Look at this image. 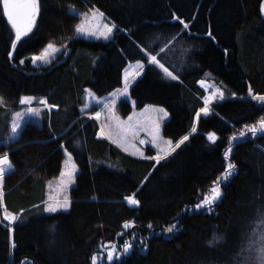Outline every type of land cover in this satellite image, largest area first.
I'll return each instance as SVG.
<instances>
[{
	"label": "trees",
	"instance_id": "16d2710c",
	"mask_svg": "<svg viewBox=\"0 0 264 264\" xmlns=\"http://www.w3.org/2000/svg\"><path fill=\"white\" fill-rule=\"evenodd\" d=\"M263 3L40 0L36 27L15 50V31L0 4V156L8 154L15 167L5 176L0 206V264H93L101 245L121 248L127 241L134 251L114 264H241L238 253L252 234L264 233V135L231 137L264 118V104L249 95V87L264 95ZM72 8L80 13L98 8L117 26L113 39H69L81 21ZM48 43L67 44L69 54L39 69L31 57ZM162 46L165 53L159 52ZM149 53L163 57L179 80L149 63ZM138 62L144 71L130 89L136 109H165L163 137L174 143L189 137L159 164L130 157L99 138L97 122L81 112L86 90L97 97L112 94L123 86L126 67ZM206 76L226 100L214 103L212 114L196 124L206 106L200 86ZM24 96L35 97L36 107H43L42 98L58 107L46 110L40 123L24 124L21 137L9 143L12 113L23 108ZM120 107L124 117L133 111L126 101ZM211 133L215 143L208 139ZM61 145L72 152L79 174L70 210L47 214L41 207L48 182L60 175L66 158ZM229 163L238 174L222 182L221 200L196 212ZM133 194L138 207L125 200ZM5 207L18 221L4 219ZM125 222L135 227L126 231ZM174 223L177 228L167 233Z\"/></svg>",
	"mask_w": 264,
	"mask_h": 264
},
{
	"label": "snow or ice",
	"instance_id": "6c2138e0",
	"mask_svg": "<svg viewBox=\"0 0 264 264\" xmlns=\"http://www.w3.org/2000/svg\"><path fill=\"white\" fill-rule=\"evenodd\" d=\"M0 4H2V9L4 15L7 17V20L11 24V27L15 31V40L12 43V48L15 50L17 42L21 41V39L27 36L29 33L33 31V28L36 27L37 18L41 12V4L40 0H0ZM262 10H264V6H262ZM71 14L81 18V22L75 26V37H91L96 39L109 40L114 30H117V26L115 24L102 23L105 19V14L101 12L98 8H93L90 12L80 13L75 10V8L71 9ZM175 19L179 20V17H175ZM180 23L183 26V29L187 30L189 28L188 23L180 20ZM208 36H212L211 31L207 33ZM159 39V37H157ZM67 52L68 46L65 44L61 47H57L53 43H48L44 48L43 52L40 55L32 56L31 63L37 64L38 62L43 64H52L57 54L61 52ZM142 51L148 52L147 48L142 49ZM160 53H165L166 48L160 47ZM163 57L159 58L157 55L148 54V61L152 65L158 66L163 70L164 74L172 80H179V76L174 74V70L170 71L169 67H166L164 63L161 62ZM21 64L24 63V60L20 61ZM144 65L142 63H137L138 71L134 73L125 72L124 73V87L123 89L118 90L116 93L112 94V99L108 100H97L95 95L91 92V90H86L87 97L85 107L81 108V111H87L90 104L88 100H95L97 104L102 105L101 111H97L92 117L95 120H100L102 115L105 117H111L114 125L115 132L109 130L106 134V138L111 140L112 143L117 144L118 146L124 148L125 151H128V147H135L133 141L138 136L139 131H147L151 136V143L158 149V154L156 156L150 157V159L155 160L157 164L161 160H165L169 155H171L176 148H179L181 144L189 139L186 135L178 143L173 146V142L171 140H164L160 137V125L158 120L163 117H167L168 113L162 109H154L157 112V117L152 121V127L148 128L144 124L140 122L133 123V117H128V123L122 122L115 115V105L116 101L120 96H127L128 88L130 87L129 80L130 77L135 75H140V70H142ZM203 83V82H202ZM216 94L219 95L220 98H223L224 93L220 89H216ZM249 95L255 101H258L264 104V95L253 94L252 89L249 87ZM36 100L33 96H24L19 100L21 105H28L24 112L15 111L12 113L11 119V136L9 137V143L16 142L22 135L23 125L22 122H26L27 117H35L39 119L41 117L42 108L32 107L33 101ZM212 100V97H209L205 100V105H208ZM3 103V98L0 97V104ZM39 104L43 105L44 108L51 110L52 108L58 107L57 105H50L47 99H40ZM200 112L205 115L209 114V107L205 106L200 110ZM200 113H197V119H199ZM196 128L193 127L192 132H195ZM247 134H250L251 137L255 138L257 134L264 135V118L259 119L256 123L252 125H245L244 130L239 133V137L232 136V141H237L238 139L245 138ZM100 135H105V128L102 125ZM209 141L215 143L217 137L215 133H211L208 136ZM140 144L146 143L144 140L139 141ZM163 145V146H161ZM61 148L65 152L67 156V160L64 161L63 171L60 173L59 180L56 183L55 192L61 195H49L48 200L44 202L43 211L48 214H55L59 212H66L71 207V200L67 196L68 189L75 183V177L77 173V166L75 163H72L73 157L72 152L68 151L66 147L61 145ZM138 151V150H137ZM232 152V147L229 146L226 156L230 155ZM137 154L136 152L133 153ZM143 156V153H139ZM15 167L11 161V158L8 154H4L0 156V206H3V197H4V183L6 174L10 175L14 173ZM236 165L233 163H229L227 165V169L225 170L223 176L214 182V186L211 188L210 193L205 195L199 203L196 204V209H200L202 207H206L211 209L213 205H215L222 198V182H227L230 178L237 175ZM49 189H52L53 185L51 182L48 184ZM125 200L130 206L138 207L140 205V200L135 197V194L129 195L125 197ZM3 217L5 220L15 223L17 220V216L13 213L8 212L7 208H4ZM123 227L128 229L130 227H135L134 222H125ZM149 228H152V225H148ZM54 228V226H53ZM177 228V224L174 223L169 226L165 231L169 234L173 233ZM252 239L249 240V243L245 249H242L238 255L241 258V264H264V233H253ZM221 237H217L216 240L219 241ZM11 247L15 248L14 240L11 243ZM109 250L107 251V261L108 264H113L114 260H119L122 256H128L133 251V245L131 242H125L119 250L117 254V246L115 244L105 245ZM146 250V249H145ZM93 264H96V257L93 258Z\"/></svg>",
	"mask_w": 264,
	"mask_h": 264
},
{
	"label": "rangeland",
	"instance_id": "374dc122",
	"mask_svg": "<svg viewBox=\"0 0 264 264\" xmlns=\"http://www.w3.org/2000/svg\"><path fill=\"white\" fill-rule=\"evenodd\" d=\"M90 12V11H89ZM81 22V21H80ZM102 23H108V24H113L106 16H105V19L102 21ZM33 30H34V28H33ZM116 31L117 30H114V32H113V35H112V37L109 39V40H103V39H96V38H91V37H80V38H85V39H88V40H93V41H101V42H108V41H110V40H112L113 39V37H114V35H115V33H116ZM33 32V31H32ZM31 32V33H32ZM31 33H29L28 35H30ZM27 35V36H28ZM27 36H25V37H23L22 39H24V38H26ZM54 45H56L57 47H61L62 48V46H63V44L62 45H58V44H54ZM67 45V44H66ZM68 46V45H67ZM43 52V51H42ZM68 54H69V49L67 50V52H63V50H62V52L60 53V54H57V56H56V58L54 59V61H53V63H55V62H58V61H60V60H64V59H66V57L68 56ZM52 63V64H53ZM52 64H43V63H40V62H38L37 64H35L34 66L35 67H37V68H39V69H42V68H44V67H48V66H50V65H52ZM130 72V73H134V72H136V71H138V69H137V63H134V64H129L127 67H126V69H125V71H124V73L125 72ZM143 71H144V67H143V69L142 70H140V75L139 76H135V75H133V76H131L130 77V80H129V84H130V87L128 88V94H127V96H120L118 99H117V101H116V105H115V115L122 121V122H124L125 124L126 123H128V117L129 116H132L133 117V123H136V122H140V123H142V124H144L146 127H148V128H151L152 127V121L153 120H155L156 119V117H157V112L156 111H154V109H159V108H161V107H155V106H146L145 108H143V109H141V110H138V109H136V104L130 99V89H131V87H132V85L135 83V81L143 74ZM203 82V83H202ZM201 83H200V86H201V88L204 90V92H205V94H206V96H207V98H209V97H212V100H211V102L208 104V105H206L207 107H209V109H210V112H209V114H207V115H205L204 113H202V112H200V117H199V119L201 118V117H207V116H210L211 114H212V105L214 104V103H218V102H223L224 100H226V98H225V94L223 95V98H220L219 97V95L218 94H216V89H217V86L210 80V78L208 77V76H206L204 79H203V81H202ZM123 87H124V75H123V86L121 87V88H119V89H117L115 92H113V93H116L118 90H120V89H123ZM218 89H220V88H218ZM222 92H223V90L222 89H220ZM112 93V94H113ZM224 93V92H223ZM112 94H110V95H108V96H106V97H97V96H95V98L97 99V100H105V99H108V100H110V99H112ZM86 97H87V92H86ZM86 97H85V103H86ZM250 99H252L251 97H250ZM253 100V99H252ZM124 101H126V102H129L132 106H133V111H132V113L130 114V115H128L127 117H124L123 115H122V112L120 111V106H121V103L122 102H124ZM255 101V100H254ZM34 102V101H33ZM258 102V101H257ZM85 103H84V105H83V107L82 108H84L85 107ZM88 103L90 104V107H88V109H87V111H84V112H82V114H84L83 115V117L84 118H88V119H93L92 117L94 116V114L97 112V111H101V109H102V105H100V104H97L96 102H95V100H91V99H89L88 100ZM259 104H262V103H260V102H258ZM23 106V108L21 109V110H19L20 112H24L25 110H26V108L28 107V105H22ZM32 107H36V106H34L33 104L31 105ZM38 108H42L43 109V111L41 112V117L39 118V119H37V118H35V117H27L26 118V122H22V125H24V124H26V123H28V122H30V121H33V122H35V123H40L41 122V120H42V115L44 114V112L46 111V110H48L47 108H44V106L43 107H38ZM163 109V108H162ZM165 110V109H164ZM166 111V110H165ZM167 112V111H166ZM199 119H197L196 120V124L198 123V121H199ZM93 120H95V119H93ZM169 120V114L167 115V117H163V118H160L159 120H158V123H159V125H160V137H162L164 140H167V139H165L164 137H163V134H162V129H163V126H164V124L167 122ZM96 122H97V124H98V127H99V134H98V136H99V138H101V139H103V140H105V141H107L109 144H111L114 148H116L117 150H119V151H121V152H123L124 154H126V155H128V156H130V157H133V158H135V159H140V160H147V161H155V160H152V159H150V157H153V156H156L157 154H158V149L155 147V146H153L152 145V143H151V136L148 134V132L147 131H143V130H141V131H139V134H138V136L135 138V140L133 141V143L135 144V147H128V151H125L124 150V148H122V147H120V146H118L117 144H114V143H112V141L111 140H109V139H107L106 138V134H107V132L109 131V130H111L112 132H115L116 131V129H115V125H114V123H113V121H112V119H111V117H105V116H103L102 115V117H101V119L100 120H95ZM102 125L104 126V128H105V135H100V131H101V127H102ZM196 132V131H195ZM194 133V132H193ZM140 140H144V141H146V143H144V144H140L139 143V141ZM176 143H174L173 142V146L175 145ZM182 145V144H181ZM180 145V146H181ZM161 146H163V145H161ZM178 148H176V150H177ZM138 150V151H137ZM175 150V151H176ZM175 151L171 154V155H169L167 158H169L170 156H172L174 153H175ZM134 152H136L137 154H133ZM139 153H143V156H141ZM166 158V159H167ZM68 158H67V156H66V158H65V160H67ZM162 161V160H161ZM160 161V162H161ZM156 162V161H155ZM72 163H75L74 162V160H72ZM77 166V165H76ZM63 168H64V163H63ZM63 168H62V171H63ZM61 171V172H62ZM78 174H79V169H78V167H77V173H76V177H75V183L68 189V191H67V196L69 197V199L71 200V197H70V194H71V191H72V189L75 187V185H76V178H77V176H78ZM60 176V175H59ZM59 176L57 177V178H55V179H53V180H51L50 182L52 183V185H53V187H52V189H49V187H47L48 188V192H47V200H48V197H49V195H61V194H59V193H56L55 192V187H56V183L58 182V180H59ZM48 184H49V182H48ZM210 193V192H209ZM208 193V194H209ZM207 195V194H206ZM71 202H72V200H71ZM72 204V203H71ZM133 207H136V206H133ZM43 208H44V205H43V207H41V210L43 211ZM71 208V207H70ZM70 208L68 209V211L70 210ZM206 207H202V208H200V209H196V212H200L202 209H205ZM68 211H66V212H68ZM45 213V212H44ZM48 214V213H47ZM56 214V213H55ZM16 221H18V219L16 220ZM15 221V222H16ZM9 222V221H8ZM9 223H12V222H9ZM132 227H130V228H128V229H125L126 231H128V230H130ZM127 242H129V241H127ZM131 242V241H130ZM110 243H105V244H103V245H101V247L99 248L100 250H99V253L95 256L97 259H96V264H108V261H107V251L109 250L108 248H106L105 247V245H109ZM111 244H114V243H111ZM133 245V244H132ZM117 246V245H116ZM133 248H134V245H133ZM119 250H120V248L117 246V254L119 253ZM132 254V253H131ZM130 254V255H131ZM130 255H128V256H130ZM124 257L125 256H122L119 260H114V262H113V264L114 263H116V262H120V261H122V259H124Z\"/></svg>",
	"mask_w": 264,
	"mask_h": 264
},
{
	"label": "water",
	"instance_id": "95a60500",
	"mask_svg": "<svg viewBox=\"0 0 264 264\" xmlns=\"http://www.w3.org/2000/svg\"><path fill=\"white\" fill-rule=\"evenodd\" d=\"M263 6H264V3H263ZM262 13H263V17H264V10H262Z\"/></svg>",
	"mask_w": 264,
	"mask_h": 264
}]
</instances>
